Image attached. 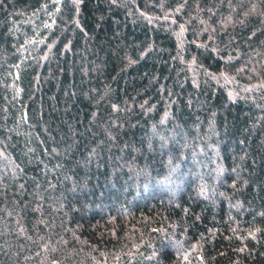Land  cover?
Masks as SVG:
<instances>
[{
  "label": "trees",
  "instance_id": "trees-1",
  "mask_svg": "<svg viewBox=\"0 0 264 264\" xmlns=\"http://www.w3.org/2000/svg\"><path fill=\"white\" fill-rule=\"evenodd\" d=\"M0 264H264V0H0Z\"/></svg>",
  "mask_w": 264,
  "mask_h": 264
}]
</instances>
